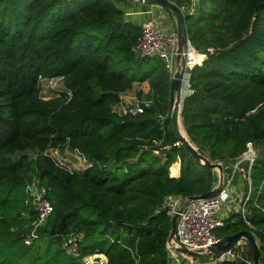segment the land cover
I'll list each match as a JSON object with an SVG mask.
<instances>
[{"label":"trees","instance_id":"trees-1","mask_svg":"<svg viewBox=\"0 0 264 264\" xmlns=\"http://www.w3.org/2000/svg\"><path fill=\"white\" fill-rule=\"evenodd\" d=\"M170 1L184 7V0ZM121 2L0 0V264H61L70 234L79 238L81 257L169 264L166 200L206 195L218 184L216 171L175 145L172 73L158 57L137 56L141 25ZM184 14L189 43L207 56L191 69L192 92L182 106L189 140L227 175L248 143L258 152L246 207L253 228L239 212L216 234L253 232L264 264V0H197ZM54 78L67 92L45 100L40 81ZM136 83L148 85L137 96L151 104L135 116L114 113ZM154 139L158 145L145 149ZM66 145L93 168L70 174L43 155ZM178 160L181 174L172 178ZM33 178L54 211L41 238L26 245L25 228L36 217L26 193Z\"/></svg>","mask_w":264,"mask_h":264},{"label":"built area","instance_id":"built-area-1","mask_svg":"<svg viewBox=\"0 0 264 264\" xmlns=\"http://www.w3.org/2000/svg\"><path fill=\"white\" fill-rule=\"evenodd\" d=\"M191 1L194 3L197 2V0ZM184 9V7L181 9L183 13H187ZM141 31L142 36L135 47L137 56L140 58H160L173 76L176 71L175 63L177 58L176 31L170 32V34L159 31L154 18L141 24ZM214 51V49L209 48V52L214 53ZM183 56L185 58L187 68L185 88H187V96H189L192 92L189 84L190 71L196 66H201L207 56L195 49L189 41H187ZM54 79H58L63 83L62 78ZM64 92H67L65 87L60 93ZM125 94L121 95V101L113 107L114 113H117L121 117L143 114L145 110L143 106L148 107L149 104H151V102L140 100L137 94L136 97L131 99V101H127ZM158 142V140L154 139L152 146H146L145 149H154V146L158 145ZM175 145L179 147L181 146L178 142H176ZM257 153L255 145L251 142L248 143L247 151L241 158L234 162L235 164L232 168L231 174H225V185L217 196L210 199L193 201H188V198L174 196L169 197L166 200V208L170 218L172 219L175 214H179V224L175 234V241L171 240V243L168 241L166 246L167 261H169V264H214L216 262L241 260L240 254L237 250L240 246H242V241L238 243L233 250L222 255L214 262H212L210 256L206 255L193 260L191 257L178 253L175 248L182 246L192 252L196 251L198 253L205 254L210 247L221 241V238L216 234V230L224 228L227 225V221L220 215V212L226 205L232 203V181L238 173L243 176L245 182H247V185L249 186V191L239 212L246 221L247 225L251 229L253 228V225L246 220V207L252 193L251 170ZM43 155L49 158L56 167L69 172L70 174L85 172L93 168L92 161L85 153L79 149L69 148L67 145L63 147H50L43 152ZM244 162L248 163L247 169L241 167ZM26 193L30 198L31 207L36 214V217L31 221L30 226L25 228V232L27 234L25 244L32 245L35 240L40 239L43 235L42 230L47 223L48 218L52 215L54 208L51 202L46 198L45 190L41 186L38 178H33L26 185ZM78 239L79 238H77L74 234L67 235L64 238L62 248L66 254L69 255V257L83 264L108 263L106 256L100 253L81 257V248L80 244H78Z\"/></svg>","mask_w":264,"mask_h":264},{"label":"water","instance_id":"water-1","mask_svg":"<svg viewBox=\"0 0 264 264\" xmlns=\"http://www.w3.org/2000/svg\"><path fill=\"white\" fill-rule=\"evenodd\" d=\"M141 5L146 6H154L158 7L161 10L167 12L171 15L175 31L177 34V58L175 63V73L172 76L171 80V99L170 106L172 107L171 113V124L173 126V131L175 134V138L179 145H181L185 151L193 157L197 162L204 165L209 170H214L217 172L218 181L217 185L212 189V191L206 195L202 196H193L188 198V201L193 200H205L210 199L212 197L217 196L223 189L225 183V165L219 162H213L208 159L204 154H202L198 147L191 143L187 134L183 133L184 126L182 122V112H183V102L187 97V88H185L186 81V61L183 56L185 52V46L188 41V32L186 30L185 24V14L183 11L170 0H135ZM186 133V132H185ZM179 214H175V216L171 219L172 222V231L170 237L168 239L169 243L171 240L175 241V234L178 228ZM221 241L214 246L210 247L205 254H201L198 252H192L185 247L178 246L175 249L178 253L183 254L187 257H191L193 260L197 258L203 257L204 255L210 256L212 262L218 260L222 255L228 253L233 250L235 246L238 245L241 241H246L252 250V259L253 264H262L261 262V243L259 239H257L256 235L250 231H240L238 233L233 234V236H228L225 238H221Z\"/></svg>","mask_w":264,"mask_h":264},{"label":"crops","instance_id":"crops-1","mask_svg":"<svg viewBox=\"0 0 264 264\" xmlns=\"http://www.w3.org/2000/svg\"><path fill=\"white\" fill-rule=\"evenodd\" d=\"M121 3L123 5L124 10L129 13V16L136 18L140 25L154 18L155 20L157 19L160 22L161 20H163L162 21L163 29H161L163 33L170 34V32H175V26L173 24L171 16H169L167 12L161 10L160 8L154 7V6L141 5L135 0H122ZM135 85H141L138 88L144 91L145 93H148L150 90V88H148V85L146 83L134 84L133 90H135L134 89ZM133 90L127 92L126 94L131 93ZM174 167H177V170L175 173H173ZM180 174H181V164H180V160H178L173 163V166L170 169V176L172 178L174 177L178 178ZM240 179L242 180V183L240 184L239 187H235L232 184V187H231V202L232 203H229L228 205H226L220 212V215L225 219H229L232 215L236 213L238 214L240 208L242 207L244 203V199L247 195V191H246L247 182H245L242 175ZM242 246L244 245L242 244Z\"/></svg>","mask_w":264,"mask_h":264},{"label":"rangeland","instance_id":"rangeland-1","mask_svg":"<svg viewBox=\"0 0 264 264\" xmlns=\"http://www.w3.org/2000/svg\"><path fill=\"white\" fill-rule=\"evenodd\" d=\"M195 4L196 3L192 2L191 0H184V8H185L184 10L187 13H189V11L194 12ZM171 19H172V17H171ZM162 21L163 20H161V22H160L159 20L156 19V25H157V29L159 31H161V29H163ZM172 21H173V19H172ZM173 24H174V21H173ZM139 86H141V85H135V88H134L135 90H133L129 94H125V98L127 101H131V99L133 97H136L137 91L141 90L138 88ZM40 87L42 89V96L47 100H52V99L59 97V95L61 94L60 92H62V90H64L63 83L58 79L42 80L40 82ZM30 155L34 157V153L31 152ZM240 178H241V175L239 173L236 174V176L234 177V179L232 181L233 186H235V187L240 186V184L242 183V180ZM242 244L244 246H240L239 249L237 250V252L240 254V259L247 262L248 264H253V259H251V249L249 247V244L245 241L244 242L242 241L241 245ZM59 259H60V261L59 260L58 261H59V263L61 262V264H71L73 262L71 260V258L65 252L60 253ZM76 264H78V262Z\"/></svg>","mask_w":264,"mask_h":264},{"label":"bare ground","instance_id":"bare-ground-1","mask_svg":"<svg viewBox=\"0 0 264 264\" xmlns=\"http://www.w3.org/2000/svg\"><path fill=\"white\" fill-rule=\"evenodd\" d=\"M183 133L186 135L185 131H183Z\"/></svg>","mask_w":264,"mask_h":264}]
</instances>
